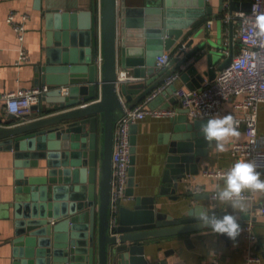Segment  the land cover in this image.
I'll return each mask as SVG.
<instances>
[{
	"label": "water",
	"instance_id": "water-1",
	"mask_svg": "<svg viewBox=\"0 0 264 264\" xmlns=\"http://www.w3.org/2000/svg\"><path fill=\"white\" fill-rule=\"evenodd\" d=\"M207 1L140 0L139 6H131L129 0H100V22L96 2L89 11H45V51L33 69L36 86L55 87L41 99L52 105L44 113L53 115L13 128L2 126L0 119V150L14 152L17 169L11 204L16 210L10 239L12 264H151L146 258L147 243L211 228L201 221L200 208L173 218L158 210L156 197L135 196L136 123L131 126L130 178L125 193L126 200L134 203L131 207L118 201L114 227L110 213L115 124L126 107L134 108L150 98L149 108L173 105L178 109L169 120L165 185L159 195L177 199L185 177L200 174L198 163L208 155L209 144L195 131L201 121L191 122L173 98L176 82L164 85L178 73L188 89L200 88L233 61L234 52L226 54L219 44L207 50L211 42L206 41V27L199 22L200 17L213 13ZM219 4L222 14L224 0ZM250 7L251 2L235 0L230 5L232 11H249ZM175 10L189 11L190 19H173ZM199 35L203 37L193 47ZM182 46L171 70L156 67L159 56ZM203 58L208 68L200 73L195 63ZM126 70L132 71L135 80L125 77ZM63 87H68V94H63ZM32 111L43 114L39 104ZM26 169L44 173L25 174ZM204 212L217 215L216 210Z\"/></svg>",
	"mask_w": 264,
	"mask_h": 264
},
{
	"label": "crops",
	"instance_id": "crops-1",
	"mask_svg": "<svg viewBox=\"0 0 264 264\" xmlns=\"http://www.w3.org/2000/svg\"><path fill=\"white\" fill-rule=\"evenodd\" d=\"M195 1L198 2V0ZM236 1L241 3L251 2L252 0ZM94 2L98 5L99 15L100 0H0V95L28 90L36 86L33 66L40 60L45 51L44 14L46 10H59L61 13L89 11L92 9ZM129 2L131 6H139L140 0H129ZM207 5L212 8V15L207 18L203 16L199 18V22H202L205 27L208 20L214 21L210 29L206 27L207 35L205 39L211 42V47H208L207 50L213 51L214 45L219 44L237 55L241 46L235 38L231 40L232 35L227 32L228 28L221 19L219 0H208ZM11 12L18 13L19 20L21 15L28 16L24 42L17 38L16 32L7 21ZM174 12L176 14L173 15V19H190L189 11L175 10ZM185 32H188V30H185ZM120 37L121 27L119 22L118 42H120ZM199 37L194 39L193 47L198 44L203 35H199ZM226 39L230 40L228 44H226ZM189 40L190 37H187L186 42ZM22 48L26 50L27 55L18 64ZM182 49H184V46L181 49H172V51L165 52L171 54L168 63L165 65L169 70H171V63L177 58L179 51ZM185 51H189V49ZM195 65L200 73L207 71L206 58L199 60ZM218 71H216V74ZM126 72L128 76H133L131 70H126ZM147 79L149 77L138 79L137 82H143ZM176 84L177 87L188 88L181 78L176 81ZM45 86L50 87L51 90L55 88L49 85ZM173 98L175 99V96ZM167 102L168 100L163 106ZM38 104L41 105L43 114H41L42 112L33 111L26 118H18L0 107V119L3 120L2 126L13 128L53 115L44 113L45 108H52V105L44 101H40ZM224 111H232V102L224 105ZM169 120L170 118L155 119L147 117L136 123L135 196L156 197L159 201L158 210L171 215L173 218L185 217L188 211L194 207L200 208L201 211L199 212L216 210L218 216L220 213H232L242 227L244 224L252 223V231L256 239L250 240L243 229L233 240L226 234L224 236L206 227L188 235L171 236L147 243L146 258L151 264H161L162 261H165L166 264H247L249 257H256L259 260L258 264H264V216L259 213V210L264 207V191L244 189L242 192L254 193L255 199L244 201L246 204L244 210H234L230 204L213 198V194L217 193L219 188L223 186L224 178L205 176L206 171L227 170L235 161L248 159L236 158L230 150L232 143L245 140L243 128H237L238 135L228 136L222 141L225 146L223 151L216 147L215 140L208 141V155L203 156L198 163L200 174L198 176H186L176 193L177 195H175L177 199H172L173 196L159 195L160 188L165 185L163 174L166 169L165 150L168 148L165 141H168L167 136L172 129ZM190 121L195 122L196 120L190 119ZM199 121L197 123H200V128L195 131L198 134H203L201 125L207 120ZM258 131L264 148V104H261L259 108ZM15 161L13 151L0 150V264H12L15 260L10 246V239L14 236L16 213V210L11 206L14 202L17 180ZM40 164L42 166L44 161L41 160ZM259 172L262 174L261 178L264 179V170ZM43 173L34 169L25 170V174L41 175ZM197 190L200 192H196ZM195 196H199V198H195ZM133 203L132 199L124 201L126 206L132 207ZM186 238L191 239V243L188 245L185 243Z\"/></svg>",
	"mask_w": 264,
	"mask_h": 264
},
{
	"label": "built area",
	"instance_id": "built-area-1",
	"mask_svg": "<svg viewBox=\"0 0 264 264\" xmlns=\"http://www.w3.org/2000/svg\"><path fill=\"white\" fill-rule=\"evenodd\" d=\"M234 0H224V11L221 19L228 28V34L232 39L240 43V51L234 55L231 64L219 70L215 79L206 80L200 88L190 90L186 87H177L174 96L181 108L187 111L189 119L206 120L212 116L231 114L236 128H243L245 140L234 142L230 146L232 155L236 158H248L257 166V171L264 170V148L258 131L259 108L264 104V38L257 36V28L254 23L257 16L264 14V0H252L249 11H232L230 5ZM236 1V0H235ZM11 12L8 23L16 32L17 38L24 42L27 31V15ZM101 15L99 13V22ZM213 20L206 22L207 29L213 25ZM229 38V39H230ZM98 64L100 72L103 69V58L101 54V33ZM230 40L226 39V44ZM226 54L229 50L224 48ZM26 50H20L19 62L26 58ZM170 53H164L156 60V67L162 69L168 63ZM125 76V73L123 74ZM135 80L132 76H125ZM179 74L170 76L164 87H167L179 79ZM51 90L48 86H36L28 90H19L0 95V107L6 112L18 117L26 118L31 115L32 106L38 104L42 97ZM63 94H68V87L62 88ZM135 106L125 108L123 115L115 124V141L112 154L113 181L111 198V223L112 227L117 225L118 201H126L125 193L129 182V168L131 159V126L147 117L162 119L171 118L178 114L177 108H149L148 101ZM232 102V111L225 112L224 105ZM227 170L206 171L205 176L211 178H224ZM257 191V190H255ZM196 192H200L197 190ZM215 193L213 194V198ZM244 201H253L254 193L242 192ZM217 199V198H215ZM264 216V207L259 210ZM242 229L250 240L256 236L252 231V223L244 224ZM256 257H249L247 264H258Z\"/></svg>",
	"mask_w": 264,
	"mask_h": 264
},
{
	"label": "clouds",
	"instance_id": "clouds-1",
	"mask_svg": "<svg viewBox=\"0 0 264 264\" xmlns=\"http://www.w3.org/2000/svg\"><path fill=\"white\" fill-rule=\"evenodd\" d=\"M257 28V36L264 38V14L256 17L254 21ZM204 138L211 142L215 140L216 147L221 151L225 146L222 141L232 135H238V130L234 126L231 114L222 116H212L201 125ZM257 171L255 163L248 159H239L234 162L224 177V184L215 193V197L221 202H226L236 210H244L246 204L241 197L244 189L264 191V179ZM201 221L210 226L219 234H226L235 240L240 233V225L237 218L232 213H225L222 216L216 214L209 215L207 212L198 213Z\"/></svg>",
	"mask_w": 264,
	"mask_h": 264
}]
</instances>
